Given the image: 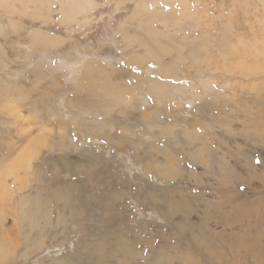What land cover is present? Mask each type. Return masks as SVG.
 Masks as SVG:
<instances>
[{
    "label": "rangeland",
    "instance_id": "rangeland-1",
    "mask_svg": "<svg viewBox=\"0 0 264 264\" xmlns=\"http://www.w3.org/2000/svg\"><path fill=\"white\" fill-rule=\"evenodd\" d=\"M34 1L0 0V264H264V0Z\"/></svg>",
    "mask_w": 264,
    "mask_h": 264
},
{
    "label": "bare ground",
    "instance_id": "bare-ground-1",
    "mask_svg": "<svg viewBox=\"0 0 264 264\" xmlns=\"http://www.w3.org/2000/svg\"><path fill=\"white\" fill-rule=\"evenodd\" d=\"M20 1H22V0H20ZM152 2H153V0H151V3ZM62 8H63L64 17L66 19H68V20L73 19L74 16L77 13H82V14H84L83 21H86L88 19L87 15L93 9L92 0H64V2L62 4ZM75 20H76V25L80 26V22L82 21V19L81 20L75 19ZM1 27L2 26H0V32L2 31ZM46 39L48 40V42L46 43V46L53 45V43H54V39L53 38H51L49 36H46ZM163 51H164V49L162 47H156V48L152 49L150 58H153V59L159 61V58H160L159 54L161 52H163ZM2 53H3V51L1 49V43H0V58L2 57ZM47 57H48V55H47ZM85 57L90 59V61L87 60V59L84 61V65L86 66V69L90 70L91 66L96 64L95 60L90 58L87 55ZM161 69L160 70L158 69L159 72H162ZM164 71H166V72H162V73L158 72L159 73L158 76L156 78L154 77V79H150L149 77H144L143 80L145 81V83L148 82L149 87L153 91H156L158 94H160L162 96H165V103H166V100L167 101H172V100L174 101L175 96H176V94H178V92H182L183 91L181 93L183 95L185 94V92L182 89V87H178V86H174L173 88H175V89L171 90L169 88V85L172 82V80H171L172 73L168 69H165ZM1 79L2 78L0 77V80ZM89 86H92V89H94L92 91H94V92L102 93V94L104 93V90H103V88H102V86L100 84H94V85L90 84ZM0 87H2L1 81H0ZM11 90H12V88H6L5 91L10 92ZM10 93H6V95H8ZM93 97L95 98V96H93ZM96 98H97V101L89 100L85 105L88 108H93L96 104H104V103L107 102V99H106L105 96H97ZM74 103L76 105H82L80 99L75 100ZM165 106H166V104H165ZM44 144H45V141H42L39 145L34 146L32 148L33 151L28 156H31L32 154L38 156V154H39V152L41 150V147ZM42 160H43L44 163H46L45 156L43 157ZM56 190H58V188H55L54 191L56 193H58L59 195H62L60 192H57ZM24 201L25 200L22 199L20 201L19 205L21 206ZM29 202L36 204L37 203V197L33 196L32 198L29 199ZM32 209H35V207L32 208ZM30 212L32 213L33 211L31 210ZM30 212L29 211L28 212L24 211V212H21L20 214L28 215ZM96 233L98 234V231ZM122 236H117V237L111 239L110 241H108L109 235L108 236H99V241L97 242L96 247L93 248L94 250L92 249L91 251H87L91 262L93 264H107L108 259L111 257V256H109L110 254H113V255L119 256V257H123V255H125V254L127 255V254H130V253H133V249L130 247V244L127 241H125ZM249 251L250 252H254L253 249H249ZM99 260H101V261H99Z\"/></svg>",
    "mask_w": 264,
    "mask_h": 264
}]
</instances>
